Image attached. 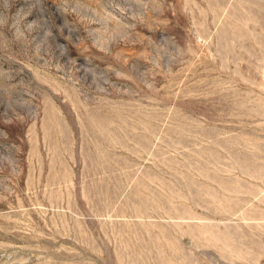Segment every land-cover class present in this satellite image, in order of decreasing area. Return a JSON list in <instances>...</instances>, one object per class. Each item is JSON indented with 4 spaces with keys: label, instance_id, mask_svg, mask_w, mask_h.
Wrapping results in <instances>:
<instances>
[{
    "label": "rangeland",
    "instance_id": "1",
    "mask_svg": "<svg viewBox=\"0 0 264 264\" xmlns=\"http://www.w3.org/2000/svg\"><path fill=\"white\" fill-rule=\"evenodd\" d=\"M0 264H264V0H0Z\"/></svg>",
    "mask_w": 264,
    "mask_h": 264
}]
</instances>
